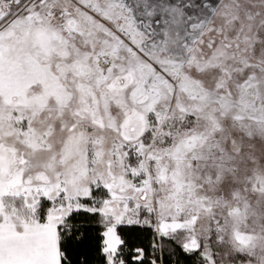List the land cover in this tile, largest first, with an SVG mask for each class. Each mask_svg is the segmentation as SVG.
<instances>
[{"label":"snow or ice","instance_id":"1","mask_svg":"<svg viewBox=\"0 0 264 264\" xmlns=\"http://www.w3.org/2000/svg\"><path fill=\"white\" fill-rule=\"evenodd\" d=\"M0 264H264V0H0Z\"/></svg>","mask_w":264,"mask_h":264}]
</instances>
